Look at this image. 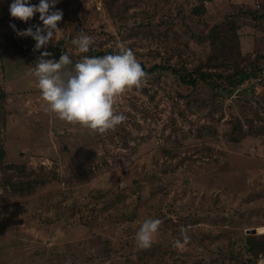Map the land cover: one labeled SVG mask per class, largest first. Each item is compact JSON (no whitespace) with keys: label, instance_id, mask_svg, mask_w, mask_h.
<instances>
[{"label":"rangeland","instance_id":"obj_1","mask_svg":"<svg viewBox=\"0 0 264 264\" xmlns=\"http://www.w3.org/2000/svg\"><path fill=\"white\" fill-rule=\"evenodd\" d=\"M12 2L0 0V45L35 44L10 25L42 27L39 13L27 23L14 19ZM199 4L206 11L195 15ZM56 9L63 12L61 31L44 48L61 42L70 67L89 52L71 43L83 32L94 41L89 50L104 55L123 45L146 67L205 69L212 53L206 37L234 18V55L262 73L249 79L256 93L237 89L232 96L156 73L116 97L115 111L127 119L99 134L47 110L31 71L38 57L7 49L0 59L7 92L3 163L23 165L46 182L15 194L2 182L20 172L0 169V264H250L245 236L264 227V137L234 142L227 133L230 120L247 113L246 103L264 96V18L248 14L264 13V0H58ZM207 125L214 135L204 132ZM146 218L162 224L152 246L141 250L135 234Z\"/></svg>","mask_w":264,"mask_h":264},{"label":"clouds","instance_id":"obj_2","mask_svg":"<svg viewBox=\"0 0 264 264\" xmlns=\"http://www.w3.org/2000/svg\"><path fill=\"white\" fill-rule=\"evenodd\" d=\"M57 3L58 0H40L38 5H32L30 0H13L9 6L11 17L25 23L39 13L42 27L33 25L17 30L14 24L10 25L17 36L31 37L35 41L34 51L46 47L61 31L58 24L63 19V12L56 9ZM71 43L80 53H87L94 41L81 32ZM51 56L48 51L41 52L31 69L42 98L47 102V110L59 119L86 127L93 133L104 134L126 121L123 113L115 111L116 97L141 87L148 78L134 52L123 45L113 54L84 56L74 67H70L72 60L65 52L58 61L48 58ZM161 224L158 218H146L142 222L135 234L139 249L152 246ZM181 236L184 243L190 240L184 228H181ZM180 243L177 240L174 246L179 247Z\"/></svg>","mask_w":264,"mask_h":264},{"label":"trees","instance_id":"obj_3","mask_svg":"<svg viewBox=\"0 0 264 264\" xmlns=\"http://www.w3.org/2000/svg\"><path fill=\"white\" fill-rule=\"evenodd\" d=\"M195 15H200L206 11V6L197 5L192 9ZM248 14H252L255 20L264 18V13H255L249 10ZM1 20V19H0ZM239 25L233 18L229 23H219L212 27L211 33L206 37L210 38L212 45V53L208 55V66L205 69L195 67L194 69H187L182 66L178 68L168 63H157L150 67H146L142 62H139L148 74L151 75L162 72H171L176 75L178 80L187 86H196L197 84L204 83L212 90L216 96L225 93L232 96L237 89L246 91L252 89L249 79L252 75L262 73V69L254 64L252 61L243 62L242 56H235L234 52L237 48L238 34L237 30ZM35 44L29 43L25 40L15 39L7 45H0V59L7 49H13L15 52L22 55H31L32 57H39L41 52L48 51L56 53L58 56L64 52V46L61 42L55 46L34 51ZM116 52V51H114ZM114 52L108 53L113 54ZM104 55L95 50H89L87 56L100 57ZM6 99L7 92L0 85V125H6ZM247 113H243L241 117L235 116L230 120L229 133L227 137L234 142H239L245 136H263L264 137V96H260L253 102L249 100L246 103ZM204 132L208 136L215 134V129L211 125H207ZM202 131L199 130L197 136H201ZM5 152L0 144V169L5 167L8 169L14 168L20 174H7L3 179V184L9 187V190L15 194H28L31 193L38 186L44 185L46 180L44 177L36 176L34 170L26 171L23 165L18 164H4ZM1 183V184H2ZM0 184V185H1ZM244 246L247 251L246 262L256 264L259 257H264V233L255 235L247 234L244 239ZM233 259H238L235 257Z\"/></svg>","mask_w":264,"mask_h":264},{"label":"water","instance_id":"obj_4","mask_svg":"<svg viewBox=\"0 0 264 264\" xmlns=\"http://www.w3.org/2000/svg\"><path fill=\"white\" fill-rule=\"evenodd\" d=\"M247 234H250V235L258 234V232H257V228H256V227H254V228H250V229L247 231Z\"/></svg>","mask_w":264,"mask_h":264},{"label":"bare ground","instance_id":"obj_5","mask_svg":"<svg viewBox=\"0 0 264 264\" xmlns=\"http://www.w3.org/2000/svg\"><path fill=\"white\" fill-rule=\"evenodd\" d=\"M258 233H264V227L263 228H257Z\"/></svg>","mask_w":264,"mask_h":264}]
</instances>
